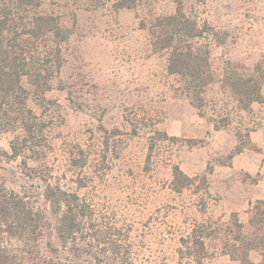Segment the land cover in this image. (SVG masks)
Returning a JSON list of instances; mask_svg holds the SVG:
<instances>
[{
	"label": "rangeland",
	"instance_id": "1",
	"mask_svg": "<svg viewBox=\"0 0 264 264\" xmlns=\"http://www.w3.org/2000/svg\"><path fill=\"white\" fill-rule=\"evenodd\" d=\"M114 1L41 0L37 8L57 16L69 32L59 43L60 66L49 65L44 90L23 81L27 105L43 132L46 176L77 191L90 207L91 225L85 224L84 233L92 254L118 252L126 264H196L188 253L195 230L207 251L202 264H241L231 259L226 244L234 242L235 220L246 236L253 227L249 206L232 208L228 192L242 193L260 176L230 171L217 187L214 170L239 154L236 145L241 152L260 149L246 134L254 128L264 132V102L242 112L220 81L228 62L264 65V0H184L186 12L217 34L199 40L211 50L215 79L195 108L202 121L199 135L176 140L161 139L159 133L174 136L166 124L190 101L179 77L166 70L167 51L152 48L148 30L155 16L173 11L174 1L133 0L121 9ZM42 44L54 45L50 37ZM11 137L0 133V149L9 148ZM173 165L195 178L180 192L170 185ZM6 166L0 175L5 187L39 192L38 179L21 178L18 160ZM44 232L34 245L41 256L49 255L52 240ZM10 246L27 251L15 239ZM249 256L254 264L261 259L259 250Z\"/></svg>",
	"mask_w": 264,
	"mask_h": 264
},
{
	"label": "trees",
	"instance_id": "2",
	"mask_svg": "<svg viewBox=\"0 0 264 264\" xmlns=\"http://www.w3.org/2000/svg\"><path fill=\"white\" fill-rule=\"evenodd\" d=\"M132 1L115 0L113 5L116 9L129 8ZM173 1L172 12L157 15L150 22V42L155 51H167V72L179 77L190 104L199 108L201 93L215 79L211 50L199 40L204 35L217 39V34L207 23H200L186 12L184 0ZM40 3L41 0H0V133L12 134L9 148L0 149V175L7 164L18 160L21 178H35L40 184L38 193L28 194L27 187L13 189L5 187L3 181L0 183V264H108L110 259L114 264H126L118 252L111 255L110 250H103L101 255L90 252L91 240L84 233L85 224L91 225L90 207L77 191L50 182L46 176L48 168L43 165L40 154L43 132L27 105L23 81L36 90H44L43 83L51 75L49 65L60 66L59 43L68 38L69 32L57 16L37 10ZM47 37L52 39L53 46L42 44ZM220 82L230 91L238 110L251 113L254 104L264 102L261 61L247 66H231L228 62ZM159 134L161 139H177L164 132ZM241 151L242 146L236 145L234 152ZM72 162L79 163L75 159ZM194 179L178 165L172 166L170 185L174 191L180 192ZM76 181L79 186L83 185L81 180ZM248 212V222L253 227L251 235H244L241 222L235 220L234 242L226 244L227 253L241 264H254L250 251L259 250L258 264H264V197L251 202ZM46 230L52 240L47 241L49 255L41 256L38 250L34 251V245ZM12 239L21 242L26 253L23 249H13ZM188 243L190 258L202 264L207 251L195 230Z\"/></svg>",
	"mask_w": 264,
	"mask_h": 264
},
{
	"label": "crops",
	"instance_id": "3",
	"mask_svg": "<svg viewBox=\"0 0 264 264\" xmlns=\"http://www.w3.org/2000/svg\"><path fill=\"white\" fill-rule=\"evenodd\" d=\"M201 123V117L196 112L195 107H192L189 103H187L184 106L181 116L173 118L170 122H168L166 124V129L169 130V134L176 137L182 136L184 138H195L200 133ZM249 138L252 145L260 149H256V151L252 150L251 152H240L237 156H240V159L243 160L242 164H239L237 160L239 158L234 156L230 164L216 165L214 170L217 187H219L218 185L222 182V179L228 177L232 171H243L253 177L255 174L259 173L260 177H258L254 183L247 184L242 193L235 188L228 192L231 194L232 201L230 202H232L231 206L234 209H246L250 206L252 200L264 197V132L262 131V128H254L251 130ZM239 195L241 196L239 197Z\"/></svg>",
	"mask_w": 264,
	"mask_h": 264
}]
</instances>
